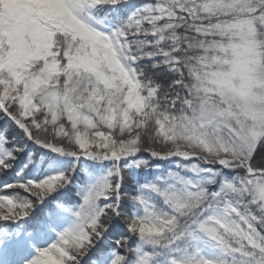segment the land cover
<instances>
[{
  "label": "snow or ice",
  "instance_id": "6c2138e0",
  "mask_svg": "<svg viewBox=\"0 0 264 264\" xmlns=\"http://www.w3.org/2000/svg\"><path fill=\"white\" fill-rule=\"evenodd\" d=\"M0 264H264V0H0Z\"/></svg>",
  "mask_w": 264,
  "mask_h": 264
}]
</instances>
